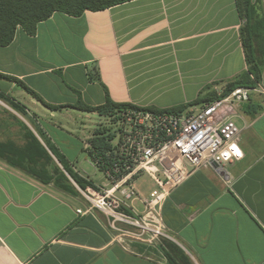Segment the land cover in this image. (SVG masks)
I'll use <instances>...</instances> for the list:
<instances>
[{"label":"crops","instance_id":"crops-1","mask_svg":"<svg viewBox=\"0 0 264 264\" xmlns=\"http://www.w3.org/2000/svg\"><path fill=\"white\" fill-rule=\"evenodd\" d=\"M252 2L264 19V0ZM243 19L237 0H130L55 12L35 34L19 26L0 45V95L24 111L0 110V142L24 157L34 134L48 151L35 154L38 166L56 176L48 142L98 186L75 165L98 130L83 119L98 113L74 106L168 109L223 90L249 70ZM255 45L264 61V30ZM234 119L244 158L226 166V180L204 167L175 188L163 210L168 235L153 244L117 241L104 213H78L89 204L76 187L44 183L0 156V264H264V94Z\"/></svg>","mask_w":264,"mask_h":264},{"label":"built area","instance_id":"built-area-1","mask_svg":"<svg viewBox=\"0 0 264 264\" xmlns=\"http://www.w3.org/2000/svg\"><path fill=\"white\" fill-rule=\"evenodd\" d=\"M254 92L264 94L260 83L239 86L224 97L182 112L139 106L105 116L114 127H106L114 136L112 148L100 158L89 156L107 183L82 188L67 173L89 204L78 213H104L117 241L128 238L153 244L167 236L163 210L171 192L204 167H213L226 180V166L244 158L243 129L234 112ZM85 149H93L90 140ZM144 175L154 183L147 192L138 184Z\"/></svg>","mask_w":264,"mask_h":264},{"label":"trees","instance_id":"trees-1","mask_svg":"<svg viewBox=\"0 0 264 264\" xmlns=\"http://www.w3.org/2000/svg\"><path fill=\"white\" fill-rule=\"evenodd\" d=\"M127 1L130 0H0V45L7 46L11 44L19 26L23 27L28 33L35 34L38 24L49 19L55 12L60 11L80 16L87 10L99 11ZM237 4L242 17H244L242 34L247 51L249 70L240 78L230 82L221 94L213 92L206 98H200L190 104L165 109L166 111L182 112L190 106L224 97L239 86L256 87L260 83L264 61L257 54L258 50L255 43L262 30H264V19L257 18V11L252 0H237ZM74 107L87 112H96L100 116H109L118 110L127 108H139V106L133 104L116 103L112 100H108L107 103L99 106H90L81 102ZM145 109L162 110L156 107H145ZM101 129L103 128H98L95 136L90 139L93 149L88 150L89 154L94 155L96 158L105 156L106 152L112 148L110 140L114 137L113 134H108L105 129ZM30 138L31 143L29 142L24 157L20 155L23 152L7 151V145L1 142L0 156H5L8 152L11 153L9 159L14 165L38 177L44 183L53 181L59 188L66 191H75V186L67 173L82 188L94 184L78 174L65 157L46 142L63 166L62 169L57 167L55 170L56 176L50 175L44 166H38V159L35 156L38 152L41 154L48 153L47 149L34 134H31ZM24 161L26 164H24Z\"/></svg>","mask_w":264,"mask_h":264},{"label":"rangeland","instance_id":"rangeland-1","mask_svg":"<svg viewBox=\"0 0 264 264\" xmlns=\"http://www.w3.org/2000/svg\"><path fill=\"white\" fill-rule=\"evenodd\" d=\"M220 90L221 89H219V90H209V92H207L202 98L208 97L213 92L218 93V94L219 93H223L225 88L223 90H221V91ZM0 100H1V102H0V110H6V111L8 110V111H10L12 109H15V110H18V111H24L23 108H21L19 105L15 104L12 100H9V98H4L3 96L0 95ZM204 103H207V101H205ZM240 108H241V106L237 107L235 109L234 113L236 114L237 111ZM83 121L86 122L85 125H87V127L90 129L91 132L96 127L97 128H103L106 131H107V128H110V126L112 127V129H114V127L109 122V118L108 117H105V116L102 117V116H100L98 114H95V115L91 114L89 118L85 117V119H83ZM103 129H101V130H103ZM107 133H108V131H107ZM41 137H43V136H41ZM42 139L44 140V137ZM84 141H85V139H84ZM84 148H85V144H84ZM80 150H81V153L83 154V159H82V161L80 160V161H76L75 162V165H76L77 169L80 170L86 176H89L91 179H93L96 182L97 185H102V184L107 183V181L104 178V175L101 173V171L98 170L97 167H95L92 164H90V162H89L90 161V157L88 156L86 151L83 150L82 147L80 148ZM85 159H87V160H85ZM57 162H58L57 166L62 169L61 163L59 161H57ZM141 178H142V180H141L140 183L147 182L146 183V185H147L146 189H148V188L152 189L153 188L152 180L147 175H144Z\"/></svg>","mask_w":264,"mask_h":264},{"label":"water","instance_id":"water-1","mask_svg":"<svg viewBox=\"0 0 264 264\" xmlns=\"http://www.w3.org/2000/svg\"><path fill=\"white\" fill-rule=\"evenodd\" d=\"M212 164H213V166H214L215 168H218V167H219V164H218L217 162H215V161H213Z\"/></svg>","mask_w":264,"mask_h":264}]
</instances>
